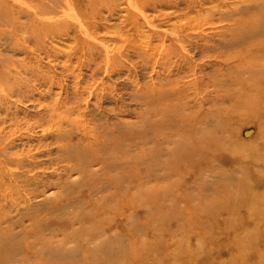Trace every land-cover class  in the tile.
Masks as SVG:
<instances>
[{
    "label": "rangeland",
    "instance_id": "374dc122",
    "mask_svg": "<svg viewBox=\"0 0 264 264\" xmlns=\"http://www.w3.org/2000/svg\"><path fill=\"white\" fill-rule=\"evenodd\" d=\"M6 1L0 264H264V0Z\"/></svg>",
    "mask_w": 264,
    "mask_h": 264
},
{
    "label": "bare ground",
    "instance_id": "6f19581e",
    "mask_svg": "<svg viewBox=\"0 0 264 264\" xmlns=\"http://www.w3.org/2000/svg\"><path fill=\"white\" fill-rule=\"evenodd\" d=\"M6 4L7 3H5V2H4V4H0V10ZM0 24L2 25L1 22H0ZM3 28L4 27L0 26V31H2ZM263 44H264L263 42H258V43L252 42L249 44L247 51L253 50L257 46L262 47L261 50H264ZM238 56H241V54H239ZM244 83H246V82H244ZM260 83L262 85L261 87L259 85H257V83H251V84L247 83L246 87H244V89H243L245 91L243 94V97L240 98V100L237 103L238 106L243 108L242 109L244 112L243 114L246 116H251L252 114L254 115V113L256 111L257 102H258L259 98L264 95V78L260 79ZM262 137H264V135ZM262 143L264 145V142H262ZM32 165L34 166V164H32Z\"/></svg>",
    "mask_w": 264,
    "mask_h": 264
}]
</instances>
